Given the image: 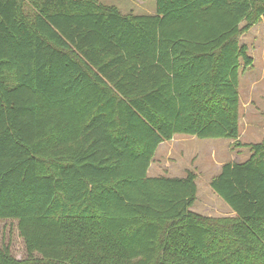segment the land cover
I'll use <instances>...</instances> for the list:
<instances>
[{
  "label": "trees",
  "instance_id": "1",
  "mask_svg": "<svg viewBox=\"0 0 264 264\" xmlns=\"http://www.w3.org/2000/svg\"><path fill=\"white\" fill-rule=\"evenodd\" d=\"M263 16L264 0H157L150 15L0 0V219L29 253L0 236V264H264V140L238 141L253 64L239 37ZM176 135L252 152L210 184L235 220L192 210L194 172L149 176Z\"/></svg>",
  "mask_w": 264,
  "mask_h": 264
},
{
  "label": "rangeland",
  "instance_id": "2",
  "mask_svg": "<svg viewBox=\"0 0 264 264\" xmlns=\"http://www.w3.org/2000/svg\"><path fill=\"white\" fill-rule=\"evenodd\" d=\"M99 1L117 6L124 14L150 15L157 11V0ZM27 12L33 15L29 6ZM254 23L239 37L240 45L247 46L248 54L253 58L251 66H246L241 60L239 72L241 137L238 141L243 144L264 140V16ZM251 154L249 148L238 146L235 140L176 135L158 148L150 167V176L185 177L188 171L194 172L198 195L192 210L219 223H229L236 219V214L214 193L210 184L225 163L245 162ZM18 224L16 219H0L1 244L9 247L17 259L26 260L29 253Z\"/></svg>",
  "mask_w": 264,
  "mask_h": 264
},
{
  "label": "crops",
  "instance_id": "3",
  "mask_svg": "<svg viewBox=\"0 0 264 264\" xmlns=\"http://www.w3.org/2000/svg\"><path fill=\"white\" fill-rule=\"evenodd\" d=\"M240 137H241V134H240ZM240 137H239V138H240ZM162 144H163V143H162ZM159 147H160V146H159ZM237 152H239V151H237ZM149 176H150V169H149ZM152 177H157V176H152ZM193 208H194V206H193ZM193 208H192V209H193ZM231 210H232V209H231ZM197 213H198V212H197ZM200 214H201V213H200Z\"/></svg>",
  "mask_w": 264,
  "mask_h": 264
}]
</instances>
